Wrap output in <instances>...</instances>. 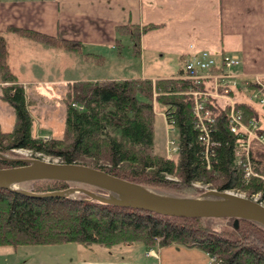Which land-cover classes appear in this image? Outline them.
Returning <instances> with one entry per match:
<instances>
[{"label": "trees", "instance_id": "obj_1", "mask_svg": "<svg viewBox=\"0 0 264 264\" xmlns=\"http://www.w3.org/2000/svg\"><path fill=\"white\" fill-rule=\"evenodd\" d=\"M159 23L120 26L128 31L134 51L139 36ZM11 29L44 43L81 52L79 41L46 34L34 29ZM117 41H120L118 38ZM0 99L15 114L14 125H0V153L28 148L63 162H78L101 168L113 175L166 190L175 195L195 196L206 188L242 191L258 195L264 202V148L252 142L251 162L259 175L246 176L237 162L238 133L230 130L229 108L240 109L244 121L256 116L248 103L206 98L213 122L208 126L209 142L200 138L195 124L196 91L208 89V80L188 77L183 68L173 76L128 77L123 79H77L64 94L65 124L61 137L43 139L32 132L25 90L8 63L6 38L0 33ZM252 87V86H251ZM234 94L231 91V95ZM203 96L199 95V98ZM153 101L159 103L168 123L177 131V149L171 157L154 152ZM203 113V111L201 112ZM22 162L0 157V167ZM171 175L175 178H168ZM33 192L85 185L78 182L37 179ZM27 182V181H26ZM19 185V184H18ZM91 186V185H89ZM94 191L102 189L91 186ZM218 217H180L149 210L113 205L89 198L82 192L70 196L31 197L0 187V244L34 245L77 242L110 247L141 242L147 247L172 244L197 247L209 257L207 264H264V227L233 217L227 227L215 228Z\"/></svg>", "mask_w": 264, "mask_h": 264}, {"label": "crops", "instance_id": "obj_2", "mask_svg": "<svg viewBox=\"0 0 264 264\" xmlns=\"http://www.w3.org/2000/svg\"><path fill=\"white\" fill-rule=\"evenodd\" d=\"M148 22L159 25L140 34L137 51L134 52L140 57L146 54L150 65L158 62V56H162L161 59L165 57L167 64L172 60L175 64L178 60L185 63L202 49L209 50L218 61L222 54L232 53L239 57V63L229 71L236 74L241 84L233 88L231 101L237 100V92L245 93L241 89L256 91V84L264 85V0H0V33L6 38L8 63L23 84L29 103L32 102L29 96L50 99L45 90L88 78L78 77L88 68L73 67L70 50L38 41L12 27L77 40L83 64H88L95 57L97 64L104 65L123 59L125 38L129 41L126 46L134 50L129 32H120V26H141ZM110 68L105 77L89 79H155L177 73L165 76L151 73L148 76L144 66L140 76H128L119 68ZM66 71L67 74L60 77L41 76ZM75 73L76 76L72 77ZM207 83L209 85L210 81ZM248 104L256 110L254 119L264 129V122L257 117V108ZM71 243L0 244V264H139L137 262L143 261L133 257L135 248L139 247L137 242L110 247L97 244L87 247L78 243L77 260L55 256L66 246H72ZM111 251L121 256L110 257ZM145 255L155 256L158 264H164L154 247L146 249Z\"/></svg>", "mask_w": 264, "mask_h": 264}, {"label": "rangeland", "instance_id": "obj_3", "mask_svg": "<svg viewBox=\"0 0 264 264\" xmlns=\"http://www.w3.org/2000/svg\"><path fill=\"white\" fill-rule=\"evenodd\" d=\"M128 42L129 41L125 38L124 40L125 47H123L124 55L122 57L123 59H116V61L113 60L103 65V64H97L96 58L92 57V59L88 61V64H83L79 53L70 50L71 60H72L71 64L73 67L75 66V67H80L83 69L87 67L88 70H86L85 72H81V74L79 73L78 77H88V78L105 77L104 75H108L106 73L108 72V70L111 69L110 67L119 68L121 69L122 73L126 72V75L128 76H140V74L143 73L142 68H144V66L146 69L145 71L147 72L146 75L148 76L152 75L151 73H154L156 75L161 74L164 76L171 75L172 73L174 74L178 72V70L181 67H183V64H184L183 60L182 61L178 60L176 64L173 63V60H172V63L167 64L164 61L165 57L161 59L162 56L161 57L158 56L157 63H152V65H150L148 61H146L148 59L146 54H145V57L138 56L137 54H135L134 50L131 51V47L126 46ZM53 45L57 47H61L56 44H53ZM7 50H8V46H7ZM128 53L130 55H128ZM144 60H145V65H143L142 67V62H144ZM67 72L68 71L64 73H55V75H52L51 73L41 74V76L43 75V77H54V76L60 77L64 74H67ZM71 76L75 77L76 73L72 74ZM73 81L75 80L67 82L66 85L62 87L55 86L54 88H52V90H45L50 94L49 96L50 99L29 96L32 102L28 103L27 107H28L30 116L32 117V132L35 135H38L39 137H42L43 139H47L48 137H51V136L61 137L63 135V128L65 124V105H64L63 97L66 92V88L68 87V84ZM241 90L245 93L237 92V100H245L248 103L253 104L258 110L257 117L259 121L264 122V103H261L259 101V97L264 96V93L261 92L260 90L253 91V89H251L248 92L244 91L243 89ZM0 91H1V82H0ZM231 91H233V89ZM254 92H257L258 97H255L252 95V93ZM230 96H231V92H230ZM218 99H222V98H218ZM226 100L229 102V99L226 98ZM153 108H154V118H153L154 152L172 157L174 155V153L170 149L172 144L167 143V139L169 136L175 137L176 139L177 131L173 127V125L168 123L165 113L163 111V108L159 103H157L156 101H153ZM14 121H15V114L13 112L12 107L0 99V124L1 126L4 129H10L13 127ZM175 144H176L175 146H177L176 142ZM262 148H264V146H262ZM8 154L9 155H7V157H10V158H42L48 161H54V162L60 161L56 156L45 155V154L43 155L37 151H33L31 149L22 148V147L13 148ZM255 172H257V174H255ZM258 173L259 172L253 168L252 173H250L249 175H259ZM262 175L264 174H261L260 177L263 179ZM168 178L176 179L177 177H173L169 175ZM193 184L196 186H201L206 189H209L207 185H202L200 182H193ZM34 185L35 183L29 180L27 182L25 181V182L19 183L18 186L31 190V188ZM73 186H84L89 189L91 188V186L89 185L87 186L81 185V184L77 185L76 183ZM152 188H155V187H152ZM155 189H158V188H155ZM158 190L167 192L166 190H161V189H158ZM229 191H233V190H229ZM234 192H237V193H240L246 196V194L242 191H234ZM185 196H190V195H185ZM253 197L258 198V195H255ZM211 224L213 227L218 228V229L225 228L228 225L225 219H222L219 217L214 219V221L211 222ZM71 244L72 246H66L65 250H63L62 252L56 253L55 256L63 255L62 257H64L67 260L70 257L72 258V260H77L78 256H77L76 248L78 246V243L73 242ZM138 244H139V247H136V248L134 247L135 251H134L133 257H136L138 259L142 258L143 261L137 262V263L155 264L156 262V264H158L156 260L157 257L152 256V255H145V251L149 247L147 246L142 247L143 243L137 241L136 245ZM140 246L142 247L141 250L139 249ZM176 246H178L177 247L178 249L175 248ZM176 246L167 245V246H162L159 248V246L156 245L153 247L158 253L159 255L158 257L163 259L164 264H207L209 262V259H210L209 255L200 248L186 247L183 245H176ZM120 256H121L120 253H117L116 251H111L110 253V257H113V258L120 257Z\"/></svg>", "mask_w": 264, "mask_h": 264}, {"label": "water", "instance_id": "obj_4", "mask_svg": "<svg viewBox=\"0 0 264 264\" xmlns=\"http://www.w3.org/2000/svg\"><path fill=\"white\" fill-rule=\"evenodd\" d=\"M19 165L0 167V187L18 191L31 197L70 196L82 192L101 202L139 208L164 215L180 217H233L237 227L239 219H248L264 227V202L257 197L209 188L195 196L175 195L113 175L101 168L78 162H54L42 158H10ZM55 179L73 181L98 187L94 191L84 186H69L46 192H33L19 183Z\"/></svg>", "mask_w": 264, "mask_h": 264}, {"label": "built area", "instance_id": "obj_5", "mask_svg": "<svg viewBox=\"0 0 264 264\" xmlns=\"http://www.w3.org/2000/svg\"><path fill=\"white\" fill-rule=\"evenodd\" d=\"M239 63V57L236 54H222L218 59L209 50L202 49L198 54L189 58L184 63V71L188 77L195 78L197 80H208L210 84L208 89L194 92L198 98L194 102V112L197 115L195 125L202 131L200 138L206 140V148L209 142L208 126L213 122V116L211 115L210 108L206 106V98H223L229 99V103L232 104L230 98V92L234 87L240 85V81L237 79L236 74L230 72V68ZM259 90L264 93V85L259 86ZM199 95L203 96L199 98ZM253 96L258 97L257 93ZM259 101L264 103V96L259 97ZM203 111V113H201ZM229 123L230 130L238 133L236 138L235 150L237 152V162L241 164L245 175L252 173L253 166L251 162V148L252 142L257 141L264 146V129H261L257 121L252 118L248 122L244 121L243 114L240 109H235L230 105L229 108ZM175 137L169 136L167 143L172 144L170 147L172 152H175L177 146H175ZM177 143V142H176ZM257 174V172H255ZM264 179V175H262ZM213 259V257H211Z\"/></svg>", "mask_w": 264, "mask_h": 264}]
</instances>
